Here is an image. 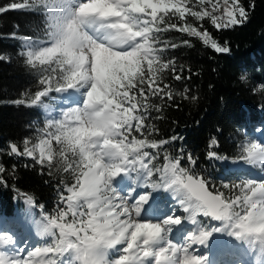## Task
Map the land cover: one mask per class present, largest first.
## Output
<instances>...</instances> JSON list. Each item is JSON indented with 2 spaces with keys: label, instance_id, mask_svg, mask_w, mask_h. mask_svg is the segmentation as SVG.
<instances>
[{
  "label": "snow or ice",
  "instance_id": "obj_1",
  "mask_svg": "<svg viewBox=\"0 0 264 264\" xmlns=\"http://www.w3.org/2000/svg\"><path fill=\"white\" fill-rule=\"evenodd\" d=\"M36 5L46 16V29L39 39L21 37L26 48L21 55L39 74L37 90L13 103L39 105L51 113L45 98L69 90L82 91L84 101L48 119L38 142L26 138L22 150L10 143L7 154L29 157L48 169L56 167L54 158L59 157L56 163L62 162L74 183L64 184L54 215L42 213L35 219L28 211L22 213L36 234L51 237L50 242L25 250L0 225V245L9 246L0 248V264H211L198 246L206 249L216 233L245 242L264 256V179L217 184L196 171L192 153L185 157L181 148L179 156L167 154L164 145L176 136L150 138L159 133L151 110L159 113L165 100L175 98L164 74L182 79L175 58H166L167 49L178 45L162 40L159 33L185 32L216 53H228L226 43H218L189 17L207 18L217 30L227 29L248 18L238 0H20L0 13ZM183 43L191 47L189 41ZM154 96L160 97V105L151 103ZM245 124L253 139L240 145L236 160L214 150L215 138L207 156L243 161L264 173V145L257 142L264 141V127L253 120ZM161 152L164 163L154 164ZM185 158L189 166H181ZM5 172L0 164V184L6 183ZM132 174L152 189L171 193L176 204L170 215L158 222L142 219L150 193L133 196L132 189L124 195L114 184L118 176ZM26 201L31 205L33 198ZM184 224L192 230L173 238V230Z\"/></svg>",
  "mask_w": 264,
  "mask_h": 264
},
{
  "label": "trees",
  "instance_id": "obj_2",
  "mask_svg": "<svg viewBox=\"0 0 264 264\" xmlns=\"http://www.w3.org/2000/svg\"><path fill=\"white\" fill-rule=\"evenodd\" d=\"M238 1L248 12L247 20L241 24L217 30L207 18L193 23L202 24L221 45L226 43L228 53H216L198 37L185 32L172 29L159 33L162 40L178 45L167 49L166 58H175L182 79L174 80L171 72L164 74L175 98L165 100L161 112L153 109L150 115L151 122L159 129L150 138L176 136L177 140L164 145L167 154L179 156L181 148L185 157L192 153L197 158L196 171L218 184L223 180L238 181L241 173L226 170L232 162L208 158L210 141L213 138L218 141L214 149L218 154L236 160L240 145L251 137L245 121L253 120L264 127L260 124L264 121V0ZM13 2L20 0H0V8ZM37 7L40 6L0 13V56L5 57L0 60V164L6 169V183L0 184V221L24 216L27 196L33 198V218L40 219L42 213L54 215L59 192L64 190V184L74 183L72 176L62 170V162L56 163L59 157L54 158L56 167L48 169L25 156L7 154L10 143L22 150L26 138L38 142L40 131L45 127V109L13 103L27 100L37 90L39 74L21 55L26 51L21 37L35 40L44 35L46 16L37 12ZM185 40L191 47L183 43ZM150 100L161 104L159 96ZM51 102L45 98V103ZM157 116L161 118L155 119ZM147 151L155 152L154 149ZM153 163L163 164L164 152ZM237 163L245 162L237 160ZM181 166H189L186 158Z\"/></svg>",
  "mask_w": 264,
  "mask_h": 264
},
{
  "label": "rangeland",
  "instance_id": "obj_3",
  "mask_svg": "<svg viewBox=\"0 0 264 264\" xmlns=\"http://www.w3.org/2000/svg\"><path fill=\"white\" fill-rule=\"evenodd\" d=\"M220 11L222 12L223 8H221ZM189 20H191L192 23L201 22V21H196L194 18H191V17H189ZM66 93L68 94L55 93L54 96H51L52 102L50 103V106H51L52 111L51 113L47 112L46 119H45V127L43 129L47 127L48 119L57 117L61 111L65 110L68 107H73V106L83 103L84 95L82 94V91L69 90ZM73 95H77L75 99L72 98ZM67 98H69L70 100L68 101ZM42 130L40 131V135H42ZM249 139H253V137L251 136L247 140ZM257 142H260L262 145H264V141H257ZM53 146L57 147V145H55V142L53 143ZM37 155H38V151H37ZM26 158L31 159L29 157H26ZM226 170L232 171V172L233 171L240 172L241 175L238 180L244 179V178L254 179V180L264 179V173H261L258 168H253L251 165L247 163H237V164L231 163L227 166ZM127 177L129 179V180L127 179V182L131 184L129 189L127 188L125 190H121L119 186L116 185L114 182L115 187L119 193L127 195L128 192L132 189H134V191L132 192L133 196L139 195L141 193H150L151 198L149 202L145 205V210L142 213L143 220L158 222V221H161L166 216L171 214L172 208L175 206L176 202L173 199L170 192L165 191L163 189H152L151 187L147 186L144 183L142 177L138 178L137 174H132L131 176H127ZM32 210H33L32 204L30 205L26 202V211L32 213L31 212ZM146 211L147 213H150L151 215L154 216L153 220L148 219V217H146L148 216V215H145ZM177 214L183 215L182 212H178ZM198 219L205 220V218L203 217H198ZM5 222L6 221H0V225H4V228H6L9 231L8 234L11 233L13 235V240H14L15 245L18 247H24L25 250L28 247H36L38 245H43L47 242H50L52 239L51 237H47V236L45 237L38 236L36 234V229L31 225L30 220L26 216H21L20 218L15 217L12 220H8L7 223ZM213 223H216V222H213ZM191 230H192V225L184 224L180 226L179 228L174 229L172 236L173 238H177V237L182 238L184 235L187 234V232ZM212 238L214 240L216 239L221 240L223 238L227 241H231L233 242V245L235 246V248H237V251L235 252V254L233 253V255L231 256H229V254L227 255V253L224 255H222V253L218 255L216 254V257L217 258L219 257L218 263L216 262V264H255L256 258L260 256L259 253L256 251L254 253L250 251L249 255L248 254L245 255L244 253L245 257H243V254L242 255L238 254L240 244L242 245L243 243V248L246 249L247 243L238 241L234 237H231L225 233H216L209 239L213 240ZM4 247H7V245H4L3 247L0 246V248H4ZM194 247H197V246H194ZM198 247H200L202 253L205 251L207 252V250H203V246H198ZM259 264H264V263L260 262Z\"/></svg>",
  "mask_w": 264,
  "mask_h": 264
},
{
  "label": "bare ground",
  "instance_id": "obj_4",
  "mask_svg": "<svg viewBox=\"0 0 264 264\" xmlns=\"http://www.w3.org/2000/svg\"><path fill=\"white\" fill-rule=\"evenodd\" d=\"M65 94H68V93H65ZM76 96L77 95H73L72 98L75 99ZM67 100L69 101L70 99L67 98ZM127 176L126 175H120L115 180V184L118 185L121 190H125L127 188L129 189L130 186H131V184L127 182V179H128ZM145 215H148V216H146V217H148V219H151V220L154 219V216L151 215L150 213H147V211H146ZM214 239H215V237H214ZM214 239L213 240L209 239L208 247L206 249L203 248V250H207V252L209 254V260L211 261V264H216V262L218 263V258L219 257L217 258L216 254L218 255V254L222 253V255H224V254L227 253V255H228V254L232 253V255H233V253L235 254V252L237 251V248H235V246L233 245V242L227 241V240H225L223 238L221 240L220 239L219 240H217V239L214 240ZM231 244L233 245V247H232ZM0 246L3 247L4 245H0ZM7 247H9V246H7ZM0 251H2V250H0ZM254 252L255 251L253 250L252 253H254ZM244 253H245V255H247V254L249 255L250 254L249 253V249H244L243 248V243H242V245L240 244V248L238 250V254H240V255L243 254V257H245ZM258 260H260V261H258ZM260 262L264 263V256H259L258 258H256L255 264H259Z\"/></svg>",
  "mask_w": 264,
  "mask_h": 264
},
{
  "label": "clouds",
  "instance_id": "obj_5",
  "mask_svg": "<svg viewBox=\"0 0 264 264\" xmlns=\"http://www.w3.org/2000/svg\"><path fill=\"white\" fill-rule=\"evenodd\" d=\"M100 38H101V39H106V36H101Z\"/></svg>",
  "mask_w": 264,
  "mask_h": 264
},
{
  "label": "water",
  "instance_id": "obj_6",
  "mask_svg": "<svg viewBox=\"0 0 264 264\" xmlns=\"http://www.w3.org/2000/svg\"><path fill=\"white\" fill-rule=\"evenodd\" d=\"M15 157H18V158H20V157H22V156H16V155H14ZM216 223H218V222H216Z\"/></svg>",
  "mask_w": 264,
  "mask_h": 264
}]
</instances>
